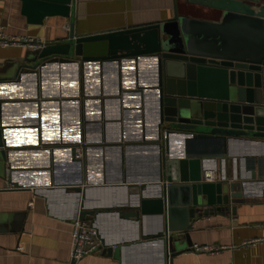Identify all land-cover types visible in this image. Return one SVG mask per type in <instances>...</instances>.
Returning <instances> with one entry per match:
<instances>
[{
	"label": "crops",
	"instance_id": "1",
	"mask_svg": "<svg viewBox=\"0 0 264 264\" xmlns=\"http://www.w3.org/2000/svg\"><path fill=\"white\" fill-rule=\"evenodd\" d=\"M185 5L73 0L69 16L36 23L23 0H0V30L54 42L72 29L82 36L170 19ZM191 8L205 19L222 14ZM34 53L0 46V264H68L73 222L84 211L102 247L80 264H264V160L254 177L248 161L264 156V145L234 141L216 155L228 175L238 176L244 201L235 211L198 217L172 253L162 240L163 220L145 204L160 193L156 59H85L72 52L42 65ZM28 56L39 63L35 74L22 73ZM168 138L174 153L186 148L185 138ZM83 144L79 157L72 150ZM195 244L224 248L196 251Z\"/></svg>",
	"mask_w": 264,
	"mask_h": 264
},
{
	"label": "water",
	"instance_id": "2",
	"mask_svg": "<svg viewBox=\"0 0 264 264\" xmlns=\"http://www.w3.org/2000/svg\"><path fill=\"white\" fill-rule=\"evenodd\" d=\"M179 1L186 7L173 18L82 36L72 29L69 37L34 50L37 59L44 60L42 65L63 61L72 52L85 59L95 55L156 59L160 193L145 204L154 206L163 220L162 240L172 253L198 217L235 211V205L244 201L238 176L228 175L225 160L216 155L234 141L264 145V0ZM72 3L23 0V8L34 22L42 23L47 15L69 16ZM193 5L222 14L205 19L193 15H199L192 12ZM25 61L29 64L22 73L35 74L39 66L35 57ZM162 128L167 131L165 142ZM172 135L187 140L179 154L170 148ZM1 137L0 120V144ZM263 160L264 156L249 158L253 177L256 164ZM210 168L213 181L206 180Z\"/></svg>",
	"mask_w": 264,
	"mask_h": 264
},
{
	"label": "built area",
	"instance_id": "3",
	"mask_svg": "<svg viewBox=\"0 0 264 264\" xmlns=\"http://www.w3.org/2000/svg\"><path fill=\"white\" fill-rule=\"evenodd\" d=\"M48 42L45 39L32 35L11 36L0 30V46H21L32 50L43 48ZM167 137V133H164ZM85 144L75 149L77 156L84 155ZM206 180L213 181V175L207 173ZM261 239H251L246 244H253ZM102 247V242L97 229L93 226L92 221L86 217H78L73 222L71 232V251L68 264H80V261L87 255L98 252ZM224 248V246L211 245H193L196 251L216 252Z\"/></svg>",
	"mask_w": 264,
	"mask_h": 264
}]
</instances>
